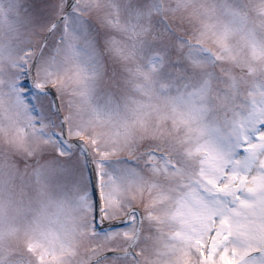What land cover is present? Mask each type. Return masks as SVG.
<instances>
[{
    "label": "snow or ice",
    "instance_id": "obj_1",
    "mask_svg": "<svg viewBox=\"0 0 264 264\" xmlns=\"http://www.w3.org/2000/svg\"><path fill=\"white\" fill-rule=\"evenodd\" d=\"M0 264H264V0L0 3Z\"/></svg>",
    "mask_w": 264,
    "mask_h": 264
},
{
    "label": "clouds",
    "instance_id": "obj_2",
    "mask_svg": "<svg viewBox=\"0 0 264 264\" xmlns=\"http://www.w3.org/2000/svg\"><path fill=\"white\" fill-rule=\"evenodd\" d=\"M27 195L35 197L36 196L35 188H29Z\"/></svg>",
    "mask_w": 264,
    "mask_h": 264
},
{
    "label": "rangeland",
    "instance_id": "obj_3",
    "mask_svg": "<svg viewBox=\"0 0 264 264\" xmlns=\"http://www.w3.org/2000/svg\"><path fill=\"white\" fill-rule=\"evenodd\" d=\"M9 0H0V3H2L5 7L7 6ZM44 158L47 159L49 158V154H44ZM87 176V174H86Z\"/></svg>",
    "mask_w": 264,
    "mask_h": 264
}]
</instances>
